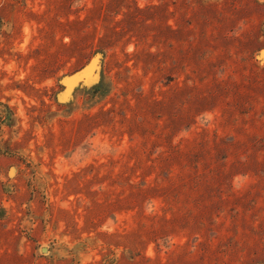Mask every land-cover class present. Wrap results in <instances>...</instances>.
Returning a JSON list of instances; mask_svg holds the SVG:
<instances>
[{"label": "rangeland", "instance_id": "rangeland-1", "mask_svg": "<svg viewBox=\"0 0 264 264\" xmlns=\"http://www.w3.org/2000/svg\"><path fill=\"white\" fill-rule=\"evenodd\" d=\"M0 264H264V0H0Z\"/></svg>", "mask_w": 264, "mask_h": 264}, {"label": "water", "instance_id": "water-1", "mask_svg": "<svg viewBox=\"0 0 264 264\" xmlns=\"http://www.w3.org/2000/svg\"><path fill=\"white\" fill-rule=\"evenodd\" d=\"M92 62H93V59L90 61L89 64H87L82 70H85V69H88V70H91L92 69Z\"/></svg>", "mask_w": 264, "mask_h": 264}]
</instances>
